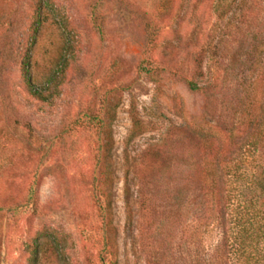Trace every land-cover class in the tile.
Returning a JSON list of instances; mask_svg holds the SVG:
<instances>
[{
	"label": "rangeland",
	"instance_id": "374dc122",
	"mask_svg": "<svg viewBox=\"0 0 264 264\" xmlns=\"http://www.w3.org/2000/svg\"><path fill=\"white\" fill-rule=\"evenodd\" d=\"M257 2L219 15L215 0H42L33 80L68 66L41 101L18 70L37 0H0V264H33L35 248L34 264H233L199 180L224 128L236 154L263 126Z\"/></svg>",
	"mask_w": 264,
	"mask_h": 264
},
{
	"label": "trees",
	"instance_id": "16d2710c",
	"mask_svg": "<svg viewBox=\"0 0 264 264\" xmlns=\"http://www.w3.org/2000/svg\"><path fill=\"white\" fill-rule=\"evenodd\" d=\"M216 10L219 15H224L232 3L237 0H215ZM264 0H258L256 5ZM42 0H37L35 10L28 18L25 37V50L20 57L18 70L21 86L33 99L45 101L54 94V87L68 66L66 59L61 60L56 69L45 74L40 82L33 80V68L36 61L33 59V49L37 43L43 22L47 16L43 14ZM201 68L194 69L185 79L186 86L191 92L203 89ZM210 80V79H209ZM208 84V83H207ZM251 121H258L259 113L247 114ZM264 126V118H260ZM136 122L130 129L127 139L134 134ZM228 130H233L234 124H228ZM263 126L257 131L253 129L244 135L242 146L237 148V153L231 151L229 136L224 128L218 135L217 145L212 146L214 157L210 162L214 173L212 177L200 178L204 189L203 211L208 212L211 222L222 227L224 240L230 247L233 264H254L256 247L264 240V130ZM262 130V131H261ZM240 131V130H237ZM226 136V138L224 137ZM128 141V140H127ZM109 156V149L106 151ZM212 152V153H213ZM233 154V155H232ZM107 186L105 187V213L109 215L111 199L108 182L111 178V163L107 161L103 173ZM127 218L130 223L131 210L127 205ZM110 223L109 221L107 224ZM38 249L33 250L31 263L37 262Z\"/></svg>",
	"mask_w": 264,
	"mask_h": 264
}]
</instances>
